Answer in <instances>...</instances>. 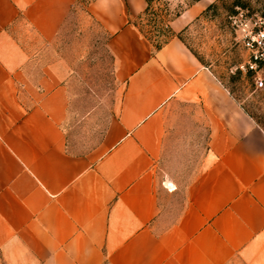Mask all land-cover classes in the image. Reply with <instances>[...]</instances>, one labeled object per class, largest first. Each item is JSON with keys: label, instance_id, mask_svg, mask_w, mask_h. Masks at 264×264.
Returning a JSON list of instances; mask_svg holds the SVG:
<instances>
[{"label": "crops", "instance_id": "1", "mask_svg": "<svg viewBox=\"0 0 264 264\" xmlns=\"http://www.w3.org/2000/svg\"><path fill=\"white\" fill-rule=\"evenodd\" d=\"M79 1L0 0V264H264V130L180 38L153 49L146 0L87 1L122 90L77 107Z\"/></svg>", "mask_w": 264, "mask_h": 264}, {"label": "rangeland", "instance_id": "2", "mask_svg": "<svg viewBox=\"0 0 264 264\" xmlns=\"http://www.w3.org/2000/svg\"><path fill=\"white\" fill-rule=\"evenodd\" d=\"M87 1L78 2L56 38V57L62 56L67 61L66 82L76 106L82 110H105L117 102L122 88L114 76L109 36L89 16ZM198 1L205 8L196 17L188 22L184 18L178 20L182 12ZM198 1L151 0L150 14L134 22L149 34L156 29L163 38H180L246 112L257 123H264V84L258 85L260 79L264 83V61L256 70L248 69L250 52L238 31L239 20L245 17L260 20L264 28V0ZM168 26L172 33H168Z\"/></svg>", "mask_w": 264, "mask_h": 264}, {"label": "built area", "instance_id": "3", "mask_svg": "<svg viewBox=\"0 0 264 264\" xmlns=\"http://www.w3.org/2000/svg\"><path fill=\"white\" fill-rule=\"evenodd\" d=\"M240 40L250 52L248 69L256 70L258 64L264 61V28L258 19L241 18L238 24ZM263 81L258 80V85L263 86Z\"/></svg>", "mask_w": 264, "mask_h": 264}, {"label": "trees", "instance_id": "4", "mask_svg": "<svg viewBox=\"0 0 264 264\" xmlns=\"http://www.w3.org/2000/svg\"><path fill=\"white\" fill-rule=\"evenodd\" d=\"M198 1V0H196ZM147 2V8L145 9V11L143 12V14L140 16V18H143L146 15L150 14L151 11V5L150 2L151 0H146ZM137 26V25H136ZM137 28L139 29L140 33L154 46L155 50L160 49L162 46H164L170 39L169 38H163L161 36L162 33H160L158 30H153V33L149 34V31L146 32L143 29L139 28L137 26ZM155 31V32H154ZM157 31L159 33H157ZM172 29L170 26H168V33H172ZM164 35V34H163ZM258 124L260 125V127L264 130V123L263 122H258Z\"/></svg>", "mask_w": 264, "mask_h": 264}]
</instances>
